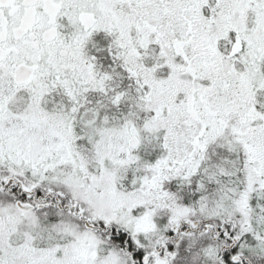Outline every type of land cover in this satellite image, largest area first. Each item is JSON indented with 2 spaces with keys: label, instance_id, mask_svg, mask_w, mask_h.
<instances>
[{
  "label": "snow or ice",
  "instance_id": "6c2138e0",
  "mask_svg": "<svg viewBox=\"0 0 264 264\" xmlns=\"http://www.w3.org/2000/svg\"><path fill=\"white\" fill-rule=\"evenodd\" d=\"M0 264H264V0H0Z\"/></svg>",
  "mask_w": 264,
  "mask_h": 264
}]
</instances>
